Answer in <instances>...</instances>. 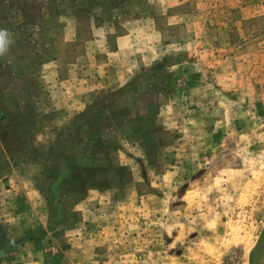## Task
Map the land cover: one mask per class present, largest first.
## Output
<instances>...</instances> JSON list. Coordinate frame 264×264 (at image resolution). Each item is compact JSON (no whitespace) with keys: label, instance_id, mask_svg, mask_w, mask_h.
<instances>
[{"label":"rangeland","instance_id":"1","mask_svg":"<svg viewBox=\"0 0 264 264\" xmlns=\"http://www.w3.org/2000/svg\"><path fill=\"white\" fill-rule=\"evenodd\" d=\"M0 30V264H264V0H0Z\"/></svg>","mask_w":264,"mask_h":264},{"label":"clouds","instance_id":"2","mask_svg":"<svg viewBox=\"0 0 264 264\" xmlns=\"http://www.w3.org/2000/svg\"><path fill=\"white\" fill-rule=\"evenodd\" d=\"M7 33L0 30V55H3L6 51L7 41L5 40Z\"/></svg>","mask_w":264,"mask_h":264},{"label":"crops","instance_id":"3","mask_svg":"<svg viewBox=\"0 0 264 264\" xmlns=\"http://www.w3.org/2000/svg\"><path fill=\"white\" fill-rule=\"evenodd\" d=\"M125 40H127V38L126 39L123 38V37L118 38V41L116 42V45H117V49L118 50L123 49L122 44L124 43Z\"/></svg>","mask_w":264,"mask_h":264}]
</instances>
